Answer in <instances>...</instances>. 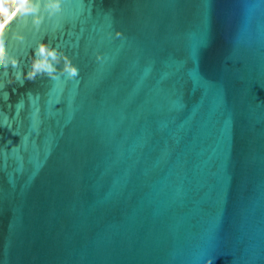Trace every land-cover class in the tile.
Here are the masks:
<instances>
[{
  "label": "water",
  "instance_id": "1",
  "mask_svg": "<svg viewBox=\"0 0 264 264\" xmlns=\"http://www.w3.org/2000/svg\"><path fill=\"white\" fill-rule=\"evenodd\" d=\"M33 2L0 29V264H264V0ZM41 43L79 74L21 86Z\"/></svg>",
  "mask_w": 264,
  "mask_h": 264
},
{
  "label": "clouds",
  "instance_id": "2",
  "mask_svg": "<svg viewBox=\"0 0 264 264\" xmlns=\"http://www.w3.org/2000/svg\"><path fill=\"white\" fill-rule=\"evenodd\" d=\"M61 2L62 0H46L45 6L49 10V14L59 11ZM6 6L5 0H0V11ZM13 8L14 11H12V15H15L16 12H35L37 10L33 0H14ZM0 27H3L2 17H0ZM120 35V32H116V36ZM34 55L39 58L33 59L31 66L27 70L14 73L16 81H20L21 86H23L25 80L31 81L35 79L37 75H47L51 79H55L57 75L54 73H59L61 75L66 74L67 77L71 79L79 74L78 67L67 57L63 58V65L58 66L55 50L49 49L48 46L43 43L38 45ZM97 59H100L99 55ZM9 65L13 67L17 66L18 60L6 52L4 37L0 35V66L7 68ZM212 259L213 257L209 256L204 261V264H212Z\"/></svg>",
  "mask_w": 264,
  "mask_h": 264
},
{
  "label": "rangeland",
  "instance_id": "3",
  "mask_svg": "<svg viewBox=\"0 0 264 264\" xmlns=\"http://www.w3.org/2000/svg\"><path fill=\"white\" fill-rule=\"evenodd\" d=\"M13 5H14V2H11V3H10V7H11V8H10V10H8L7 14H5V15L3 16V18H2L3 21H5V20L8 18L9 14L14 10Z\"/></svg>",
  "mask_w": 264,
  "mask_h": 264
},
{
  "label": "built area",
  "instance_id": "4",
  "mask_svg": "<svg viewBox=\"0 0 264 264\" xmlns=\"http://www.w3.org/2000/svg\"><path fill=\"white\" fill-rule=\"evenodd\" d=\"M13 2H14V0H13ZM10 8H11L10 5L4 7L3 10L0 11V17L3 18V16H4L5 14H7L8 10H10Z\"/></svg>",
  "mask_w": 264,
  "mask_h": 264
},
{
  "label": "bare ground",
  "instance_id": "5",
  "mask_svg": "<svg viewBox=\"0 0 264 264\" xmlns=\"http://www.w3.org/2000/svg\"><path fill=\"white\" fill-rule=\"evenodd\" d=\"M14 11V10H13ZM13 15H12V12L9 14V16H8V18L5 20V21H3V26L11 19V17H12ZM2 27H0V29H1Z\"/></svg>",
  "mask_w": 264,
  "mask_h": 264
},
{
  "label": "flooded vegetation",
  "instance_id": "6",
  "mask_svg": "<svg viewBox=\"0 0 264 264\" xmlns=\"http://www.w3.org/2000/svg\"><path fill=\"white\" fill-rule=\"evenodd\" d=\"M5 2L7 3V6L10 5L11 2H13V0H5Z\"/></svg>",
  "mask_w": 264,
  "mask_h": 264
},
{
  "label": "trees",
  "instance_id": "7",
  "mask_svg": "<svg viewBox=\"0 0 264 264\" xmlns=\"http://www.w3.org/2000/svg\"><path fill=\"white\" fill-rule=\"evenodd\" d=\"M6 5H7V3H6Z\"/></svg>",
  "mask_w": 264,
  "mask_h": 264
}]
</instances>
